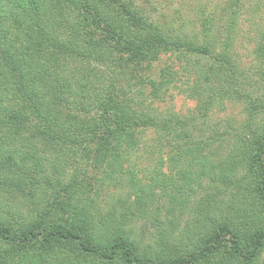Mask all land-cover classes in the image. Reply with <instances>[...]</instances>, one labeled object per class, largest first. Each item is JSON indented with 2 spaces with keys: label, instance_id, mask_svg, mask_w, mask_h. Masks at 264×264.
Segmentation results:
<instances>
[{
  "label": "trees",
  "instance_id": "obj_1",
  "mask_svg": "<svg viewBox=\"0 0 264 264\" xmlns=\"http://www.w3.org/2000/svg\"><path fill=\"white\" fill-rule=\"evenodd\" d=\"M193 1L176 26L141 0H0V264H259L264 33L244 66L238 14L226 24L213 0ZM164 57L195 113L143 107L132 89L169 91L174 65L148 75ZM235 104L242 121H213ZM148 131L171 152L170 176L157 172L167 202L159 182H135L126 211L107 215L89 169L118 185ZM143 221L154 233H137Z\"/></svg>",
  "mask_w": 264,
  "mask_h": 264
},
{
  "label": "rangeland",
  "instance_id": "obj_2",
  "mask_svg": "<svg viewBox=\"0 0 264 264\" xmlns=\"http://www.w3.org/2000/svg\"><path fill=\"white\" fill-rule=\"evenodd\" d=\"M149 9L156 13L157 17L167 18L176 26L182 20H193L195 16V2L193 0H141ZM213 5L217 8L220 16L225 17V23L229 19V12L238 14V27L236 34L235 49L237 58L244 66L253 64V51L261 42L264 33V0H213ZM227 12L224 14V12ZM222 23V22H221ZM174 60V59H173ZM169 57H164L162 61L153 66L149 71L150 76H155L158 80L159 72L167 67L173 66L179 73L172 71L175 74L173 84L169 91L163 89L159 93L148 86L146 82L141 85L138 82L137 87H132L134 91L142 94L141 102L143 107H151L160 112L176 113L181 116H187L197 111V102L190 100L176 87H181L183 79L180 77L182 70L180 64L174 63ZM176 74L178 76H176ZM243 107L240 105H228L225 111L219 109L213 113V121L225 123L228 120L236 122L244 119ZM157 136L154 131H148L140 136V144L135 150L130 153L127 164L124 166V173L120 177L118 185L112 183H103L101 172L90 170L85 183L89 187V196L97 202L100 208L107 214L111 215L114 211H126L124 206H129L137 197V189L133 188L134 183H139L138 188H148L151 184L157 182L155 193L158 195L156 200L160 201L162 178L157 175V172L162 169V172L170 176L168 165L170 149L163 141H157ZM165 166L162 168V165ZM178 179L177 177H174ZM167 202L162 198L159 205ZM158 205V204H156ZM150 222H140L137 224V233L144 232L154 233ZM259 264H264V255L260 259Z\"/></svg>",
  "mask_w": 264,
  "mask_h": 264
}]
</instances>
